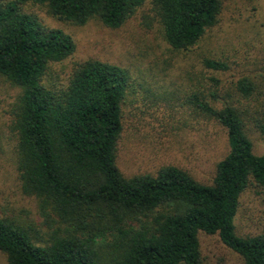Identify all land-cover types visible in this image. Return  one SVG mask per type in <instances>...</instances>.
I'll use <instances>...</instances> for the list:
<instances>
[{"label":"trees","instance_id":"1","mask_svg":"<svg viewBox=\"0 0 264 264\" xmlns=\"http://www.w3.org/2000/svg\"><path fill=\"white\" fill-rule=\"evenodd\" d=\"M175 51L194 47L219 20L224 0H0V74L21 89L11 110L23 192L38 199L41 225L0 217V251L8 264H202L200 232L217 234L245 264H264V234H240L241 198L264 193V152L247 123L264 136V73L235 84L204 69L190 102L206 122L222 126L229 150L210 183L177 165L126 176L118 165L129 71L90 58L65 79L51 74L76 50L72 36L48 26L28 5L59 20L96 19L121 27L147 2ZM211 71L225 61L205 58ZM206 73L211 74L207 76ZM253 102L251 106L236 100Z\"/></svg>","mask_w":264,"mask_h":264},{"label":"rangeland","instance_id":"2","mask_svg":"<svg viewBox=\"0 0 264 264\" xmlns=\"http://www.w3.org/2000/svg\"><path fill=\"white\" fill-rule=\"evenodd\" d=\"M48 26L63 29L76 50L62 63L52 64L51 74L65 79L79 62L98 58L126 68L131 85L123 104V131L118 143V165L126 176L156 174L167 164L188 170L210 183L217 163L229 150L225 129L206 122L190 102V91L200 88L204 69L223 84L244 76L259 80L264 73V0H224L217 24L189 50L175 51L166 42L148 1L121 27L111 28L92 19L77 25L57 19L44 6L28 5ZM225 61L226 71H211L203 59ZM207 76L211 74L206 73ZM21 89L0 74V217L22 224L46 227L38 199L23 192L17 168V138L11 110ZM235 99L251 106L254 103ZM247 123L257 154L264 152V136L254 117ZM240 234H264V193L252 183L244 192L236 219ZM202 264H245L217 234L200 232ZM0 264H8L0 251Z\"/></svg>","mask_w":264,"mask_h":264}]
</instances>
